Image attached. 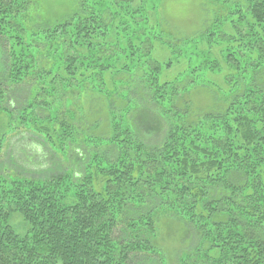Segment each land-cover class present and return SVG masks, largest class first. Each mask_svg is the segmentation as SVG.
I'll return each mask as SVG.
<instances>
[{
	"label": "trees",
	"instance_id": "trees-1",
	"mask_svg": "<svg viewBox=\"0 0 264 264\" xmlns=\"http://www.w3.org/2000/svg\"><path fill=\"white\" fill-rule=\"evenodd\" d=\"M162 1L0 0V264H264V0Z\"/></svg>",
	"mask_w": 264,
	"mask_h": 264
},
{
	"label": "rangeland",
	"instance_id": "rangeland-1",
	"mask_svg": "<svg viewBox=\"0 0 264 264\" xmlns=\"http://www.w3.org/2000/svg\"><path fill=\"white\" fill-rule=\"evenodd\" d=\"M200 0H163L162 11L167 20V24H170L173 28L177 29L182 34H190L198 30L201 25V11H200ZM205 89V88H204ZM200 89V91L192 92L188 97L200 107H204L211 103V93L208 88ZM0 124V130L2 129ZM20 136L14 137L10 140V148L8 153H15V150H21L24 148L23 143L19 144ZM16 143L18 146H15ZM15 146V148H14ZM16 151V152H17ZM17 157L24 158L19 152ZM9 158V157H8ZM10 223L14 231L23 235L27 230V226L23 222L21 216L14 213L10 219ZM159 232L160 236L157 243L162 248L164 256L167 258L169 264H178V257L184 252L189 246H191L195 240L193 239V232L190 229L187 235H184L185 230L175 220L169 219V217L161 216L159 219ZM184 232H183V230Z\"/></svg>",
	"mask_w": 264,
	"mask_h": 264
}]
</instances>
